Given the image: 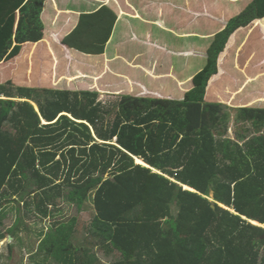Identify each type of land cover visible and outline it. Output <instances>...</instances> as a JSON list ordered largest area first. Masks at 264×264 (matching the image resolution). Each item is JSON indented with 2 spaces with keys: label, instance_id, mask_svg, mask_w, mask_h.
I'll return each mask as SVG.
<instances>
[{
  "label": "trees",
  "instance_id": "obj_1",
  "mask_svg": "<svg viewBox=\"0 0 264 264\" xmlns=\"http://www.w3.org/2000/svg\"><path fill=\"white\" fill-rule=\"evenodd\" d=\"M45 8L44 0H0V64L9 72L15 64V75L26 79L0 84V206L2 196L22 193L29 176L37 185L29 194L45 217L62 197L93 202L97 245L120 256L109 264H264V107L254 106L264 99L237 108V124L248 123V134H260L243 148L216 137L228 131L229 107L205 100L217 91L210 82L230 35L264 17V0L215 36L183 102L123 96L106 105L97 92L29 82L30 64L46 44ZM116 19L108 8L91 20L81 17L63 44L103 54ZM75 227L76 220L55 225L47 256L60 264H93L87 248L72 241ZM90 239L86 244L94 246Z\"/></svg>",
  "mask_w": 264,
  "mask_h": 264
},
{
  "label": "crops",
  "instance_id": "obj_2",
  "mask_svg": "<svg viewBox=\"0 0 264 264\" xmlns=\"http://www.w3.org/2000/svg\"><path fill=\"white\" fill-rule=\"evenodd\" d=\"M44 1L46 8L42 19L45 37L41 42L46 41V47L43 44L38 49L44 48L47 53L37 72L35 59L32 65L30 64L29 71H34V78H28L30 83L41 88L48 87L55 91L72 93L109 94L123 92L126 88L129 92L123 96L168 102L185 100L186 94L194 89V77L207 64L208 51L215 36L224 32L230 22L242 16L256 2V0ZM102 8L110 9L117 17L103 54H84L63 44L64 38L78 27L81 17L91 20ZM50 51L56 59L57 65L54 68L56 76L57 68L59 70L58 58L66 56L63 67L66 73L61 79V86L65 80L67 82L64 83V87L70 86L71 89L58 87L59 83L52 86V80L44 77L48 67H54ZM260 53H263V56H260ZM241 63H244L242 69L238 67ZM232 68L242 73V83L233 80ZM248 69L252 70L253 75L248 74ZM73 70L76 74L72 73ZM222 72L226 74L223 75ZM260 75H264V17L247 26L239 27L230 35L225 51L219 58L218 76L213 77L215 80L211 81L213 78L210 80L209 89L214 85L217 91L213 98L206 94L205 100L209 103L225 104L230 110L236 109L238 115L237 108L243 107L237 106L239 101L246 100L245 104L249 105L253 102L251 101L254 99L253 94L256 99L264 96L260 91L253 93L252 90L253 83L264 78ZM252 80L254 82H250ZM241 89L242 93L236 95ZM260 105L264 103L261 102L258 106ZM34 106L36 108L37 105ZM37 111L39 112V108ZM228 114L232 113L228 110ZM235 121L237 123V118ZM227 128V132L224 128V135L218 132L217 134L221 138L234 140L233 137H228L230 134L232 136L233 129L229 125ZM93 134L97 139L94 132ZM241 136L242 134L237 138ZM245 219L248 220L246 217ZM260 227L264 228V225L260 224Z\"/></svg>",
  "mask_w": 264,
  "mask_h": 264
},
{
  "label": "rangeland",
  "instance_id": "obj_3",
  "mask_svg": "<svg viewBox=\"0 0 264 264\" xmlns=\"http://www.w3.org/2000/svg\"><path fill=\"white\" fill-rule=\"evenodd\" d=\"M46 47V44H45ZM38 54L35 58V72H37L38 67L46 55V50L43 48L37 50ZM263 56V53L259 54ZM61 57V56H60ZM58 58L59 70L57 68L56 73L57 76L53 77V68L52 66L48 67L44 77L47 80H52V86H56L58 83V87H63V89H71L70 86H65L61 79H63L64 74L66 73L63 70L64 60H66V56L64 58ZM52 58V57H51ZM15 63V62H14ZM244 63L238 65L242 69ZM13 72H9L6 65L0 64V84H5L9 80H12L14 83H18L19 81H26L23 77H20L21 74L15 75L18 71L16 70L18 67L13 64ZM222 65V64H221ZM225 66V63H223ZM252 68V67H251ZM45 70V69H44ZM248 74H251L252 70H247ZM76 74V71L73 70L72 73ZM14 73L13 75H11ZM225 75V72H222ZM225 73V74H224ZM242 73L236 68H232L231 77L236 82L241 81ZM253 75V74H251ZM29 77V76H27ZM54 81V82H53ZM28 83V82H27ZM25 83L24 85H26ZM242 83V81H241ZM48 88V87H47ZM75 88V86H74ZM237 89V87H234ZM253 93L260 91L264 94V78L257 80V82L252 85ZM129 92L128 89L125 88L123 92H114L106 94L102 92L99 94L98 102L103 104H112L118 102L119 97ZM254 99L256 98L253 94ZM258 99H264V96ZM257 99V100H258ZM20 101V100H18ZM246 100H241L238 102L237 106H244ZM253 101V100H251ZM228 102V100H226ZM256 107H264V105ZM37 110L38 107L36 106ZM230 113L229 119L227 122V127L229 125L232 132L228 135L229 138L234 140H230L227 138H221L219 135H216L218 139H227L233 143H237L243 148L253 136H260V134H248L247 130H251V125L246 123H236L237 112L234 110L228 109ZM44 123H46L44 121ZM43 123V124H44ZM5 130L15 134V130L10 129L9 127H5ZM248 135L249 138L245 140H240L237 138L239 135ZM116 141H114V144ZM137 163H138V159ZM146 165V164H144ZM98 176V174H97ZM111 173H108L105 178H109ZM22 182L23 188L22 193L18 196H2L1 201L3 204L0 206V264H60L56 262L51 256H47L48 250L46 249V241H48V236L53 232L56 224L60 222L67 223L71 220H76L75 233L72 237V241L75 246L81 250L84 247L88 250V257L93 264H109L113 261H117L120 259V256L117 253H110L109 247L102 245L98 246L97 243L100 241V237H97L94 229L91 227L93 223L94 217V209L93 202L88 200L83 205L75 202L71 197H62L58 199L56 206H49V215L44 216L37 209V200L33 194H29L32 190H36L37 185L34 179H31L29 176H25ZM186 189H190L186 187ZM71 189L66 188V192H69ZM32 195L33 197H30ZM233 211V210H232ZM174 214H176V209H174ZM256 224L255 222H252ZM19 230V231H18ZM17 232V234H16ZM94 237L93 242L95 245L86 244L87 240H91L90 238ZM92 241V240H91ZM11 246L13 249L11 250Z\"/></svg>",
  "mask_w": 264,
  "mask_h": 264
},
{
  "label": "bare ground",
  "instance_id": "obj_4",
  "mask_svg": "<svg viewBox=\"0 0 264 264\" xmlns=\"http://www.w3.org/2000/svg\"><path fill=\"white\" fill-rule=\"evenodd\" d=\"M46 124V123H45ZM136 159H138V158H136ZM136 163H137V160H136ZM137 164H139V165H143V166H145V167H147V168H149V169H151V167L149 166V165H147L144 161H142L141 159H138V163ZM144 164H146V165H144ZM153 170V169H152ZM154 172H158V171H156V170H153ZM189 188V187H188ZM185 189H186V187H185ZM187 190H190V191H193V192H196L194 189H192V188H190V189H187ZM221 207H223V208H225V209H228L229 210V208H227V207H225L224 205H221ZM231 211V210H230ZM235 212V211H234ZM252 223V222H251ZM256 223V222H255ZM253 224V223H252ZM253 225H256V224H253ZM256 226H258V225H256Z\"/></svg>",
  "mask_w": 264,
  "mask_h": 264
}]
</instances>
